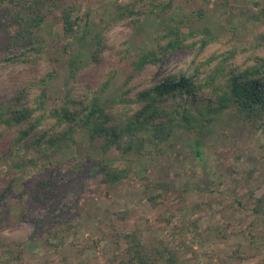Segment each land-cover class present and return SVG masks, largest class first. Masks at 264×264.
Listing matches in <instances>:
<instances>
[{
	"label": "rangeland",
	"instance_id": "1",
	"mask_svg": "<svg viewBox=\"0 0 264 264\" xmlns=\"http://www.w3.org/2000/svg\"><path fill=\"white\" fill-rule=\"evenodd\" d=\"M76 1L81 6L79 24L88 26L87 38L81 44L73 41L70 46V52L79 51L81 69L74 80L70 79L64 62L68 54L59 57L58 75L48 85L50 106L68 88L82 98L110 71L116 74L112 82L121 83L125 64L137 58L140 44L151 47L149 41L158 31L150 16L137 22L119 16L116 5L130 0ZM220 1L190 0L189 8L204 10L192 26L221 30L225 15L219 8ZM248 1L238 2L246 5ZM59 21L60 7L53 6L43 24L52 35L48 37L49 44L55 45L60 39ZM95 31H102L107 47L93 60L89 37ZM247 40L254 41L251 36ZM218 47L219 43H212L203 53L208 55ZM252 53L264 55V47ZM195 54V48H175L159 63L146 64L129 82L133 90L128 94L150 87L171 73H190ZM51 64L44 59L39 64L0 61V101L12 97L18 87L39 77ZM37 92L35 87L30 88L28 99ZM185 99V95H176L170 102ZM15 134L16 128H0V152ZM188 135L179 131L157 148L146 143L143 157L136 146L127 155L132 159V168L141 175L170 183V191L159 204L144 199L141 187L146 179L139 175L114 184L103 183L102 175L87 160L98 152L83 131L75 134L76 144L48 160L40 159L36 166L16 169L0 153V187L14 178L12 192L0 205V264H117L128 245L125 233L131 231L149 248L162 243L177 253L178 264H264V220L252 213V195L264 196V121L240 122L232 111L213 121L206 145L201 147L206 165L193 155V141ZM99 143L95 141L94 145ZM22 149L28 158L35 154L26 147ZM109 152L118 154L114 146ZM78 165V172H69ZM54 168L64 177L57 185V196L45 207L29 201L26 194L19 195L25 187L54 172ZM251 235L255 237L253 246L248 242Z\"/></svg>",
	"mask_w": 264,
	"mask_h": 264
},
{
	"label": "trees",
	"instance_id": "2",
	"mask_svg": "<svg viewBox=\"0 0 264 264\" xmlns=\"http://www.w3.org/2000/svg\"><path fill=\"white\" fill-rule=\"evenodd\" d=\"M178 1L185 5L176 4ZM189 1L130 0L117 4L119 16L131 17L132 22L142 17L153 19L158 31L149 41L152 46L139 45L137 58L125 64L121 83L112 82L116 74L110 71L95 88H88L82 98L74 94L73 88H68L53 99L55 102L50 106L48 85L58 75L59 57L68 54L64 62L70 79L74 80L81 69L79 51L70 52L71 42L77 40L81 44L87 38L88 26L79 24L81 6L76 0H0V61L39 64L44 59L52 62L39 77L28 80L12 97L0 101V128H16V136L0 153L16 169L36 166L40 159L48 160L76 144L75 134L83 131L98 152L96 157L87 160L94 171L102 175L103 183L114 184L139 175L146 179L141 187L144 199L159 204L161 197L170 191V183L148 178L132 168V159L127 155L134 146L143 157L146 143L157 148L171 135L182 131L191 135L193 155L206 165L201 147L206 145L213 121L227 111H232L240 122L264 121V55L252 53L264 47V0H249L246 5L239 4L240 0H221L219 8L225 15L221 30L207 25L192 26L200 20L204 10L189 8ZM53 6L60 7L61 31L57 34L60 39L55 45L48 43L52 35L43 28ZM101 32L95 31L89 37L93 60L107 47ZM249 36L254 40L251 43L247 40ZM62 40L64 43L60 45ZM212 43H219V47L205 55L204 50ZM175 48L196 49L190 73L182 70L171 73L150 87L128 94L133 90L128 84L140 69L148 63H159ZM32 87L38 92L29 100ZM176 95H185L186 99L171 103ZM46 124L49 126L44 128ZM26 136L28 140L20 146ZM95 141L100 143L94 145ZM111 146L118 154L110 155ZM22 147L34 151V156L26 157ZM79 170L78 165L69 172ZM63 177L54 168V172L35 185L25 187L19 195L26 194L29 201L45 207L57 196V185ZM13 180L10 178L0 187V205L12 192ZM252 200V213L255 217L261 215L264 220V196L252 195ZM250 237L248 242L253 246L255 237ZM125 238L128 245L117 264L179 262L177 253L162 243L149 248L135 231L125 233Z\"/></svg>",
	"mask_w": 264,
	"mask_h": 264
}]
</instances>
